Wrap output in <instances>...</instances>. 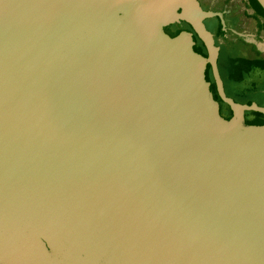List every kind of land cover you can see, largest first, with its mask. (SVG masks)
Masks as SVG:
<instances>
[{
	"label": "water",
	"instance_id": "1",
	"mask_svg": "<svg viewBox=\"0 0 264 264\" xmlns=\"http://www.w3.org/2000/svg\"><path fill=\"white\" fill-rule=\"evenodd\" d=\"M264 16V0H253ZM199 0H0V264H264V123ZM185 21L192 33L166 36ZM264 53V38L234 30ZM207 64L221 98L220 117Z\"/></svg>",
	"mask_w": 264,
	"mask_h": 264
},
{
	"label": "flooded vegetation",
	"instance_id": "2",
	"mask_svg": "<svg viewBox=\"0 0 264 264\" xmlns=\"http://www.w3.org/2000/svg\"><path fill=\"white\" fill-rule=\"evenodd\" d=\"M200 5L205 10L224 12L226 32L223 33L220 18L215 16L211 19H204L206 29L212 34L214 45L218 46L217 67L223 82L224 92L234 101L242 104L251 105L253 102L258 106H264L262 102L253 100L257 95H264V53L258 52L253 44L247 43L243 37L234 33V30L241 33L254 34L256 38H264V16L259 11V7L253 0H199ZM183 30L190 31L194 40V50L203 56H208L209 51L192 26L185 21H174L163 26V31L170 37L176 36ZM228 52L226 60L229 65H234V72L228 76L223 72V55ZM251 61L252 66L249 71H238V61ZM237 62V64H235ZM247 63V62H246ZM238 65V66H237ZM247 65V64H246ZM206 77L210 82L209 90L213 99L218 102L219 115L229 119L234 115V109L226 103L220 96L215 82L213 68L207 64ZM258 77V82H253V78ZM226 79L234 86L233 94L227 90ZM252 117L260 115L257 110H245L243 117L247 123H253L249 118L248 112Z\"/></svg>",
	"mask_w": 264,
	"mask_h": 264
},
{
	"label": "rangeland",
	"instance_id": "3",
	"mask_svg": "<svg viewBox=\"0 0 264 264\" xmlns=\"http://www.w3.org/2000/svg\"><path fill=\"white\" fill-rule=\"evenodd\" d=\"M202 7V6H201ZM202 9H203V7H202ZM203 10H205V9H203ZM211 10V9H210ZM213 11V10H212ZM214 12H216V11H214ZM215 17V16H214ZM211 18H213V17H211ZM211 18H204V19H211ZM204 19H203V23H204ZM205 25V24H204ZM166 36H168V37H170L167 33H166ZM199 53V52H198ZM201 54V53H200ZM202 55V54H201ZM228 55V52L227 51H225V54L223 55V64L225 65L224 67H226V65L228 64V62H227V60H226V56ZM239 60V59H238ZM247 62V63H246ZM238 63H240V67H242V66H245L246 64L248 65V66H252L251 64H252V62L251 61H247V60H245V61H238ZM235 64H237V62L235 63ZM238 71H240V70H242V68H238L237 69ZM244 71V70H243ZM223 72H225L226 73V71H225V69L223 68ZM232 72H234V69L232 68V70H231V73ZM226 85H227V90L229 91V93H231V94H233V91H234V86L226 79ZM261 85H262V87H263V83H260ZM234 95V94H233ZM253 100L255 101V100H257V101H259V102H262L263 104H264V95H257V96H255L254 98H253ZM248 114H249V118H251V121L253 122V123H250V124H263L264 123V112H262V113H260V115H258L257 117H252V114L250 113V111L248 112ZM220 117H222V116H220ZM222 118H224V117H222ZM226 119V118H225Z\"/></svg>",
	"mask_w": 264,
	"mask_h": 264
},
{
	"label": "crops",
	"instance_id": "4",
	"mask_svg": "<svg viewBox=\"0 0 264 264\" xmlns=\"http://www.w3.org/2000/svg\"><path fill=\"white\" fill-rule=\"evenodd\" d=\"M239 64V63H238ZM225 66V65H224ZM238 66V65H237ZM234 65L232 64V65H229V64H227L226 65V67H224V69H225V71H226V75L228 76L230 73H231V70H232V68L234 69ZM238 68H242V70H244V71H249L250 69H251V67L250 66H248V65H245V66H242V67H240V66H238ZM253 82L255 81V82H258L259 81V78L258 77H254L253 79ZM252 114V113H251Z\"/></svg>",
	"mask_w": 264,
	"mask_h": 264
}]
</instances>
